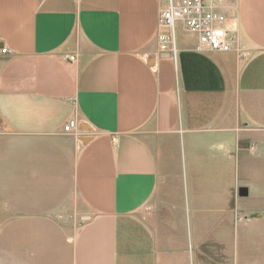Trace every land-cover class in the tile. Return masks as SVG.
<instances>
[{
	"label": "crops",
	"instance_id": "obj_1",
	"mask_svg": "<svg viewBox=\"0 0 264 264\" xmlns=\"http://www.w3.org/2000/svg\"><path fill=\"white\" fill-rule=\"evenodd\" d=\"M221 2L246 60L198 50L180 22L176 57L162 52L169 0H0V154L15 144L18 166L25 143L27 160L64 167L76 147L94 222L114 224L111 237L120 232L137 252L166 255L162 239L178 247L187 224L231 221L230 184L240 176L249 185L238 196L248 188L245 199L263 206L264 0H240L236 19ZM70 121L77 129L67 136ZM211 175L222 176L212 199ZM98 228L91 238L101 244L110 234Z\"/></svg>",
	"mask_w": 264,
	"mask_h": 264
},
{
	"label": "rangeland",
	"instance_id": "obj_2",
	"mask_svg": "<svg viewBox=\"0 0 264 264\" xmlns=\"http://www.w3.org/2000/svg\"><path fill=\"white\" fill-rule=\"evenodd\" d=\"M224 1L225 11L236 19L240 0ZM231 34L232 51L246 60L247 51L237 45V27ZM18 145L23 148L18 166L15 158L10 159L15 144H3L0 154V264H264V205L238 196V187L249 185L246 176L230 184L231 221L211 216L209 222L187 224L188 237L178 238V247L168 248L163 238L161 250L166 255H155L153 247L146 250L145 243L137 252L138 247L125 242L120 232L113 239L114 224L94 222V191L92 199L89 192H84V198L75 176L76 147L67 148L66 155L71 157L63 167L57 158L27 160V145ZM210 178L212 199L218 195L222 176ZM102 203L99 198L98 204ZM97 228L99 233L110 234L101 244L99 237L91 238ZM170 250L176 254L167 253Z\"/></svg>",
	"mask_w": 264,
	"mask_h": 264
},
{
	"label": "built area",
	"instance_id": "obj_3",
	"mask_svg": "<svg viewBox=\"0 0 264 264\" xmlns=\"http://www.w3.org/2000/svg\"><path fill=\"white\" fill-rule=\"evenodd\" d=\"M226 21L221 0H169L159 19L160 26L168 30L157 36L160 50L176 57L173 32L175 25L180 22L189 33L197 36L198 50L229 52L233 49L234 42L231 30L225 27ZM2 51L6 52L5 49ZM76 129V122L70 121L63 133L67 136L74 135Z\"/></svg>",
	"mask_w": 264,
	"mask_h": 264
},
{
	"label": "water",
	"instance_id": "obj_4",
	"mask_svg": "<svg viewBox=\"0 0 264 264\" xmlns=\"http://www.w3.org/2000/svg\"><path fill=\"white\" fill-rule=\"evenodd\" d=\"M249 191L248 188H240L239 190V196L242 198L248 197Z\"/></svg>",
	"mask_w": 264,
	"mask_h": 264
}]
</instances>
